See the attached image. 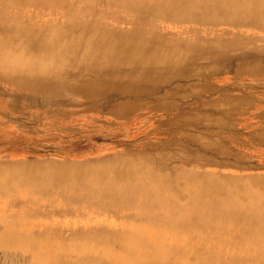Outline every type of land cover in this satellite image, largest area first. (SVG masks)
<instances>
[{"label": "bare ground", "instance_id": "bare-ground-1", "mask_svg": "<svg viewBox=\"0 0 264 264\" xmlns=\"http://www.w3.org/2000/svg\"><path fill=\"white\" fill-rule=\"evenodd\" d=\"M225 28L264 35V0H0V74L78 67L111 79L120 63L146 71L229 42ZM120 161L2 164L0 264H264V192L198 175L169 191L167 177ZM212 226L231 239L206 244Z\"/></svg>", "mask_w": 264, "mask_h": 264}, {"label": "rangeland", "instance_id": "rangeland-1", "mask_svg": "<svg viewBox=\"0 0 264 264\" xmlns=\"http://www.w3.org/2000/svg\"><path fill=\"white\" fill-rule=\"evenodd\" d=\"M248 30L225 28L218 37L229 42L204 41L200 55L146 71L117 64L111 79L78 67L22 82L0 74V171L122 160L139 165L133 173L167 177L169 191L198 175L244 185L249 198L264 192V35ZM211 229L206 244L232 237Z\"/></svg>", "mask_w": 264, "mask_h": 264}]
</instances>
